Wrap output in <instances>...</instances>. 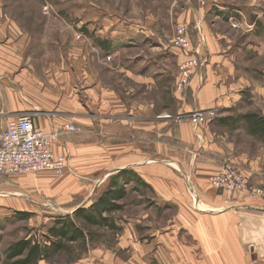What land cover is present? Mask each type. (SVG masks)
Returning a JSON list of instances; mask_svg holds the SVG:
<instances>
[{
  "label": "rangeland",
  "instance_id": "1",
  "mask_svg": "<svg viewBox=\"0 0 264 264\" xmlns=\"http://www.w3.org/2000/svg\"><path fill=\"white\" fill-rule=\"evenodd\" d=\"M219 1L224 3L225 9L218 6L208 12L213 5L210 0H191L195 17L191 22H187L183 14L187 6L185 0H2L6 12L16 20L19 29L27 33V42H30L31 48L26 50V54L31 59L24 66L32 69L41 91H63L67 84L71 90H75L69 83H66L64 88L60 86L66 82L60 81L62 75L71 69L76 73L85 100L87 94L84 92L95 85L99 93L108 91L119 96L127 107L126 119L146 124L160 122L161 128L152 135L147 130L138 131L129 125L101 124L98 120L96 130L89 131L87 127L85 129L70 122L64 125V141L72 143L73 149H68L64 144L62 154H56L54 151L55 156L64 161L60 173L46 170L37 175L1 176L0 264H11V261L5 258V249L12 242L31 238L33 241L47 244V238L50 236L48 229L55 224V219L62 216L74 219L79 227L83 226V239L71 241L65 250L52 252L50 257L39 259L35 264H96V260L90 256L91 252L99 253L96 249L99 247L104 252H111L109 242L115 246L117 241L109 230L96 229L74 215L78 209H91V204L109 188L112 177L108 176L111 173L110 167L105 169L109 163L100 161L101 156L95 158L97 161H88L89 157H92L90 139H100L103 144H113L138 143L139 140L147 141L159 137L162 152L164 149V152L174 153L168 146L176 144V147H180L179 141L176 140L179 138L175 133L178 131L176 126L188 121L193 125L192 128H195V139L201 137L200 124L206 123L216 135L228 132L243 149L254 152L256 147L259 148L258 141L245 130L236 129L237 127L225 128L217 122L222 121L223 117L235 118V115L245 109L251 110V113L256 111L252 114L264 118L261 112L264 107L262 99L259 100L255 96L257 98L252 100V85L261 86L264 77V0ZM226 5L234 9H228ZM240 6L246 7L245 12L239 9ZM202 10L205 11L204 15ZM120 21L129 26L128 30L136 31L138 27H143L144 32L138 35L142 36L143 41L141 39L139 45L129 46L116 43V46L108 50H100L99 44L96 43L99 39L93 34L95 29L101 35L100 30L103 27L109 26L111 29ZM119 28L116 31L120 30ZM179 30H182V33ZM205 33L208 37L210 34L214 35L215 40L209 38L210 43L220 45L221 42L218 55L227 57L229 63L223 60L220 65L209 64L210 48ZM119 35L116 32V36ZM181 38H186V45L177 40ZM232 52H235L233 58L229 57ZM148 59L149 67L143 64ZM189 62L193 64L185 72L184 67ZM140 68V73L145 74L146 79L154 80L153 83H148V80L140 82V79L136 81L126 74L137 72ZM208 74L217 76L216 81L219 83L216 90H224L225 97H233L232 104L236 103L234 111L224 114L216 103L214 108L208 110L198 106L196 108L195 105L191 111L188 110L187 105L191 106L189 103H193L192 84L200 87L206 79L208 82ZM2 102L3 98H0V105ZM248 111L245 114L250 113ZM10 117L0 115V128L6 126ZM89 118L87 116L83 121L88 122ZM118 118L121 119L119 116ZM261 120L264 123L263 119ZM215 121L216 123H213ZM68 124L74 125L75 131L65 130ZM47 131L53 132L56 137V131ZM158 132L159 136L156 135ZM111 133H114V136H111ZM95 148L99 149V146ZM182 153L178 151V155ZM160 160L166 170L174 166V159ZM227 166L236 167L241 171L237 165L224 162L218 172L209 176V181ZM123 171H133L139 181H122L126 194L115 201L121 207L104 212L106 217L111 222L122 217L137 218L144 225L141 228H148V232L149 228L155 225L162 230L167 228L173 210L154 209L156 205H169L168 201L160 203L158 195V198L155 197L154 188L162 186L154 182L156 179H153L151 172H141L140 169L133 168H125ZM144 173L148 174L147 178L142 176ZM35 176H39L37 181ZM45 176L47 178H44ZM167 176L168 172H162L164 183L168 181ZM40 179L42 180L39 181ZM252 186L254 185L251 184ZM71 207L77 208L72 214L66 215ZM63 212L66 214L54 217V220L49 218L51 214ZM92 232L98 234L94 239L89 237ZM111 253L107 256L108 260L102 259L99 264H115ZM121 258L117 260V264H136L133 250L122 252Z\"/></svg>",
  "mask_w": 264,
  "mask_h": 264
},
{
  "label": "crops",
  "instance_id": "2",
  "mask_svg": "<svg viewBox=\"0 0 264 264\" xmlns=\"http://www.w3.org/2000/svg\"><path fill=\"white\" fill-rule=\"evenodd\" d=\"M210 2L213 5L210 9L206 8L210 10L208 12H212L213 7L218 6L225 9L224 3L219 0H210ZM185 3L187 6L183 13L184 19L191 22L195 17L191 0H185ZM239 9L245 12L246 7L240 6ZM204 12L202 10L203 15ZM124 24V21H120L111 29L105 26L100 30L101 35L95 29L93 34L96 39H99L96 42L99 44L98 48L108 50L116 46V43L120 46L139 45L143 38L138 35L144 32L143 27H138L140 31L138 29L132 31L128 30L129 26ZM117 28L120 30L116 31ZM116 32L120 35L116 36ZM26 34L19 29L16 20L6 12L0 0V98H3L0 105L1 116L9 115L11 116L9 119L12 120L16 115L28 113L31 114L37 127L46 131H56V137L53 139V150L56 154H62L64 144L68 149H73L72 143L64 141V125L70 122L81 125L85 129L87 127L89 131L96 130L98 120L101 124L120 123L122 126L129 125L138 131L147 130L152 135L160 130V122L153 121L146 124L138 120L126 119L127 107L118 98L119 96L108 91L99 93L95 85L84 92L87 94V100H85V95L79 88L76 73L74 74L71 69L62 75L60 81L66 82L60 86L64 88L66 83H69L75 90H71L67 84L63 91L62 89L54 93L41 91L32 69L24 66L31 59L26 54V50L31 48ZM112 34L115 35L112 36ZM205 34L210 48L209 64L220 65L223 60L229 63L227 57L218 55L221 42L220 45L210 43L209 38L215 40L214 35L210 34L211 36L208 37V34ZM234 54L235 52H232L229 57L233 58ZM149 60L143 63L147 67L150 66ZM141 71L140 68L137 72H126V74L136 81L140 79V82L148 80V83H153L154 80L146 79L145 74L140 73ZM208 77V82L206 79L200 87L192 84L194 104L189 103L191 106L187 105L188 110L191 111L194 105L196 108L198 106L208 110L214 108L215 103L220 106L218 108H222L224 114L236 108V103L232 104L233 97H225L224 90H216V85L219 83L216 81L217 76L208 74ZM252 88L254 93L252 100L258 97L264 102V77L261 86L252 85ZM248 110L238 113L235 118L223 117L222 121L217 123L223 127H237L236 129L245 130L249 136L254 137L260 145L254 152L243 149L228 132H223L222 135L214 134L211 131L212 127L206 123L200 124L201 137L195 139V128H192L193 125L191 126L188 121L176 126L178 131L175 133L179 137L176 140L179 141L180 147H176V144L168 146L175 151L174 153L164 152V149L162 152L159 137H153L147 141L139 140L138 143H107L108 145L103 144L100 139H90L92 157L90 156L88 161H97L101 156L100 161L105 160L109 163L105 167V169L110 167L111 173L108 176L121 172L125 168L151 172L153 179H156L154 182L162 186L154 188L155 197H159L160 203L169 202V205H156L154 209L173 210L168 219V226L164 230L155 227L154 223L155 226L150 227L148 232V228L147 230L141 228L144 225L139 219L126 217L114 219L113 222L108 219L107 224L104 225L90 224L96 229L109 230L117 241L115 246L109 242L110 251L114 253L104 252L100 247L96 248L99 253L91 252L90 256L96 260V264L101 263L102 259L108 260L107 256L110 253L112 260L117 264V260L122 259L121 253L128 249L135 251L136 264H264V200L223 191L215 188L209 181V176L218 172L224 162H230L241 169L242 174L251 184H264V125L258 123L257 126L261 127L257 129L249 118L243 117ZM263 110L264 107L261 111L264 117ZM248 112L251 113V110ZM254 112L256 111H252ZM87 116L90 117L89 121H83ZM102 120L105 121L102 122ZM156 135L159 136V132ZM111 136H114V133H111ZM98 146L99 149L95 148ZM178 151H182V155H178ZM164 158L174 159L172 169L166 170L162 167L160 159ZM162 172H168L166 183L162 180ZM40 173L41 171L31 174ZM43 176L42 173L41 177ZM142 176L147 178L148 174L144 173ZM35 177L37 181L39 176ZM76 208H69L67 214L64 212L51 214L49 218L54 220L53 218L59 215H70ZM103 215H105L104 212ZM96 236H98L96 232L89 234L91 239ZM104 244L108 246L107 243Z\"/></svg>",
  "mask_w": 264,
  "mask_h": 264
},
{
  "label": "built area",
  "instance_id": "3",
  "mask_svg": "<svg viewBox=\"0 0 264 264\" xmlns=\"http://www.w3.org/2000/svg\"><path fill=\"white\" fill-rule=\"evenodd\" d=\"M179 32L182 33V30ZM177 40L187 44L186 38ZM192 64L189 62L185 65L184 71L187 72ZM65 130L75 131V127L68 124ZM53 138V132L34 124L31 114L21 113L9 120L6 126L0 128V177L46 170L60 173L64 161L55 156ZM210 180L215 188L223 191L264 200V184L251 187L248 179L236 167L227 166Z\"/></svg>",
  "mask_w": 264,
  "mask_h": 264
},
{
  "label": "trees",
  "instance_id": "4",
  "mask_svg": "<svg viewBox=\"0 0 264 264\" xmlns=\"http://www.w3.org/2000/svg\"><path fill=\"white\" fill-rule=\"evenodd\" d=\"M244 117L246 119L249 118L257 129L261 127L257 126L258 123L262 126L264 125L261 120L263 119L264 121V118L256 114L248 113ZM134 179L139 181V178L134 175L133 171H121L112 175L109 188L91 204L93 205L91 209H78L74 215L79 217L87 225L107 224L108 218L106 215H103V212L121 207L115 201L124 197L126 194V189L122 185V181L127 182L133 181ZM76 224L74 219L62 216L56 219L55 224L48 229L50 236L47 238V244H41L37 240L33 241L31 238L20 239L7 246L5 249V258L11 261V264H35L39 259L50 257L52 252H61L66 249L71 241L83 239L84 230L81 228L83 226L79 227L78 223ZM81 243L83 245V241Z\"/></svg>",
  "mask_w": 264,
  "mask_h": 264
}]
</instances>
